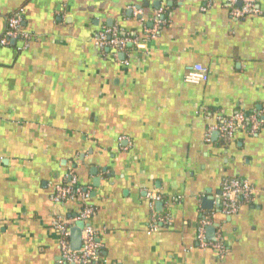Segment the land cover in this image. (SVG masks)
I'll return each instance as SVG.
<instances>
[{"label": "crops", "instance_id": "crops-1", "mask_svg": "<svg viewBox=\"0 0 264 264\" xmlns=\"http://www.w3.org/2000/svg\"><path fill=\"white\" fill-rule=\"evenodd\" d=\"M255 2L263 15L236 20L220 0H0V38L16 13L32 38L26 49L0 44V264H60L53 220L83 205L53 203L71 174L91 188L96 264H264V127L205 141L217 114L264 118V0ZM159 9L166 22L147 38ZM112 26L142 41L129 66L93 41ZM195 64L205 83L184 82ZM225 177L256 191L234 216L221 212ZM151 203L171 225L148 234ZM203 217L223 258L198 247Z\"/></svg>", "mask_w": 264, "mask_h": 264}, {"label": "built area", "instance_id": "built-area-1", "mask_svg": "<svg viewBox=\"0 0 264 264\" xmlns=\"http://www.w3.org/2000/svg\"><path fill=\"white\" fill-rule=\"evenodd\" d=\"M229 10V14L236 20L244 19L248 16H261L263 12L258 8L255 0H220ZM208 2L201 8L202 12L209 9ZM135 15L140 11L132 8ZM164 11L159 9L155 12L152 24L149 28H144L147 38H154L162 25L165 24ZM22 18L16 13L7 18L6 27L0 38V44L6 45L9 41L22 42L20 49L29 47L32 38L25 32L22 25ZM95 45L101 50H109L110 56L119 61L124 66H129L128 57L129 48L139 46L142 41L138 37L129 34L121 35L117 26L101 28L93 39ZM125 56L120 60L119 56ZM208 79L207 69L195 64L186 73L183 80L188 84L205 83ZM210 120L209 116L206 117ZM264 127V118L260 112L237 111L230 116L224 117L216 115L213 122L209 123L205 131V141L210 142L213 133H218L223 139H231L236 132L244 131L249 135H255ZM91 194V188H84L79 184L77 177L71 174L63 184L58 185L54 189L53 203L60 204L65 201L77 200L82 203V209L73 217L68 219L56 218L53 220V228L58 235V247L60 251V264H96L99 262L100 246L96 240V235L90 224L89 219L92 216V207L87 203ZM256 191L254 187L247 181L236 177H225L221 181V212L226 216H234L239 210L249 205L255 197ZM151 200L159 201L161 197L156 194H149ZM151 214L147 233L158 232L161 228L171 225L168 214H156L151 203ZM81 222V245L78 250L71 248L70 234L71 229L76 223ZM210 225L208 217H203L199 221L196 232V240L198 247L201 249L210 248L217 252L220 258L226 254L222 237L216 234L214 240L209 241L206 237V227Z\"/></svg>", "mask_w": 264, "mask_h": 264}, {"label": "water", "instance_id": "water-1", "mask_svg": "<svg viewBox=\"0 0 264 264\" xmlns=\"http://www.w3.org/2000/svg\"><path fill=\"white\" fill-rule=\"evenodd\" d=\"M82 227H83V224L81 222H78L71 229L70 242H71V248L73 250H78L80 248Z\"/></svg>", "mask_w": 264, "mask_h": 264}, {"label": "trees", "instance_id": "trees-1", "mask_svg": "<svg viewBox=\"0 0 264 264\" xmlns=\"http://www.w3.org/2000/svg\"><path fill=\"white\" fill-rule=\"evenodd\" d=\"M130 49V48H129Z\"/></svg>", "mask_w": 264, "mask_h": 264}]
</instances>
